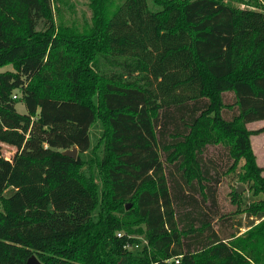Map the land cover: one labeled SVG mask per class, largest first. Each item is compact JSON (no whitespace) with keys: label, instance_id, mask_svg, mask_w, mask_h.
I'll list each match as a JSON object with an SVG mask.
<instances>
[{"label":"trees","instance_id":"16d2710c","mask_svg":"<svg viewBox=\"0 0 264 264\" xmlns=\"http://www.w3.org/2000/svg\"><path fill=\"white\" fill-rule=\"evenodd\" d=\"M52 1L0 0V141L19 147L0 264H264V129L245 128L264 120V0H89L81 32H56ZM218 145L263 196L232 193L237 219L203 157Z\"/></svg>","mask_w":264,"mask_h":264},{"label":"rangeland","instance_id":"374dc122","mask_svg":"<svg viewBox=\"0 0 264 264\" xmlns=\"http://www.w3.org/2000/svg\"><path fill=\"white\" fill-rule=\"evenodd\" d=\"M230 3L234 7H239L240 9H253L252 6L248 5V0H233ZM51 8L54 25L57 30L56 32H81L85 27L88 26V24H90L92 11L89 6V0H53L51 2ZM101 64V69L103 71H105V69L109 71L108 69L110 67L106 66L103 60H101ZM110 70L113 71V68ZM0 71H14V68L12 65H6L0 68ZM16 95H18V93H16ZM224 99L226 103H232L233 95L227 93L224 95ZM16 111L20 114L25 113L24 105L18 103L16 105ZM245 128H247L249 131L262 130L264 129V120L246 124ZM250 144L251 151L255 156L257 165L264 167V130L258 134L251 135ZM18 152L19 147L0 141V194L3 196H9L13 193V189H3V185L5 181V175L7 173V164H11L13 158ZM205 156H212L215 161L216 169L215 171L213 170L212 176L217 177L219 180V183L216 186V200L219 210L222 214H227L232 216L234 219H237L234 214L236 207L231 204V195L232 193L236 194L235 189L238 187L241 188L242 191L237 195L240 196L241 201L245 205L251 204L258 198L263 197L261 194H255L253 185L251 182L246 180L244 159L238 160L234 171H231L229 174L226 171L224 174L226 168L231 163V160L228 158L226 148L221 145L208 146L204 150L203 157ZM85 168L86 167H83L82 170H85ZM240 178L244 181H239ZM94 184L96 186L100 185L97 179H94ZM241 217L243 226L240 228V232H243L246 230L245 226L248 221L243 214ZM258 222L259 221H255V224ZM138 227L141 229L143 228L142 225H139ZM117 234H121V232H118ZM135 238L138 241L137 247H135V245L129 246L127 248L129 251H138L144 244H146V239L142 233L136 235Z\"/></svg>","mask_w":264,"mask_h":264},{"label":"water","instance_id":"95a60500","mask_svg":"<svg viewBox=\"0 0 264 264\" xmlns=\"http://www.w3.org/2000/svg\"><path fill=\"white\" fill-rule=\"evenodd\" d=\"M66 156L75 159L77 150L76 148H72L71 150H66L63 152ZM241 188H236L235 193L240 194ZM129 206H126L125 209L127 210ZM23 264H42L34 255H31Z\"/></svg>","mask_w":264,"mask_h":264},{"label":"built area","instance_id":"2783aa9c","mask_svg":"<svg viewBox=\"0 0 264 264\" xmlns=\"http://www.w3.org/2000/svg\"><path fill=\"white\" fill-rule=\"evenodd\" d=\"M119 235H121V234H117V236H119ZM135 247H137V245H135ZM174 261H175V263H178V259H175Z\"/></svg>","mask_w":264,"mask_h":264}]
</instances>
